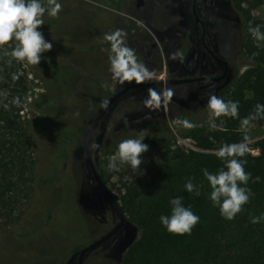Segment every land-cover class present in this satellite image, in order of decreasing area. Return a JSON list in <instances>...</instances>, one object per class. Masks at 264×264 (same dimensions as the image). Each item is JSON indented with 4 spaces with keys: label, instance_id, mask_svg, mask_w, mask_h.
<instances>
[{
    "label": "rangeland",
    "instance_id": "obj_1",
    "mask_svg": "<svg viewBox=\"0 0 264 264\" xmlns=\"http://www.w3.org/2000/svg\"><path fill=\"white\" fill-rule=\"evenodd\" d=\"M236 1H240L241 8L248 11L258 25L264 22V6L252 5L250 0ZM55 2L61 5L58 18L46 15L42 20L49 28L38 31L46 34L53 45L51 48L53 54L46 57L47 62L53 67L64 63L62 53L67 55L68 52L74 53L73 65L80 79L75 86L77 91L73 94L76 95V101L67 98L63 104L71 107V110L66 112L62 105L57 104L47 106L41 111H33L30 103L46 94L49 73L37 65L26 62L13 60L9 64L11 57L8 56L5 65L12 79H3V84L9 89L2 91L22 107L23 111L20 114L23 113L24 118L29 119L31 114L35 113L46 125L67 135L69 140L66 145L56 147L40 133L33 132L25 137V147H21V155L23 154L29 165L25 177L27 184L25 183L23 188L13 195L10 211L1 210L0 264H69L76 253L113 230L120 221L118 212L94 181L84 158L86 135L92 120L102 109L101 102L108 101L119 90L118 83L108 82L110 43L105 39L108 33L103 25L108 9L103 0H55ZM42 3L45 7L49 6V0H42ZM95 23H99L100 28L97 31H89V35H80L72 40L57 35V32H62L63 26H70L71 32L81 28L82 30L78 31L81 34ZM160 26L163 28L164 24ZM251 39L258 43L252 35ZM6 47L11 51L12 43ZM2 53L4 54V50L0 49V54ZM249 62L247 57L241 56L238 77L248 69ZM68 65L60 66L55 74L62 90H69L76 81L75 73ZM85 78H88L86 84L83 80ZM237 78L230 80L228 76L217 94L227 99L228 94L235 88ZM153 80L156 79L150 76L142 81ZM183 91L181 88H168L161 93L179 95ZM136 99L135 94L118 99L100 119L90 145V158L94 169L108 191L118 199L116 201L119 208L120 198L126 192L125 187L148 180L166 147L177 148L185 154L213 152L199 149L191 136L181 137L175 132L170 123L168 101L165 100L164 117L169 123L172 137L164 138L159 135L157 138H145L143 143L148 145V151L141 156L140 172L133 174L129 166L120 164L118 159L113 161L117 164V170H109L107 165L115 157L117 146L127 139L115 140L117 125L130 111L139 107ZM184 101L177 98L173 103L181 108L188 102ZM94 109L95 115L90 118L89 115ZM246 118L248 117L239 118L238 131L243 136L250 137L247 152L252 156H258L255 144L264 138V126L257 119H250L245 125L243 121ZM101 130L104 131V135L102 142L98 144L97 136ZM142 131L144 134L151 133L152 128ZM206 194H210L207 189ZM90 199L93 200L95 207L90 205ZM122 214L125 223L121 231L88 251L83 257L82 264H121L130 244L139 238V231L129 224V215L124 212ZM30 229L38 230L29 235ZM19 240L25 241L20 243Z\"/></svg>",
    "mask_w": 264,
    "mask_h": 264
},
{
    "label": "trees",
    "instance_id": "obj_2",
    "mask_svg": "<svg viewBox=\"0 0 264 264\" xmlns=\"http://www.w3.org/2000/svg\"><path fill=\"white\" fill-rule=\"evenodd\" d=\"M250 1L252 5L264 6V0ZM103 3L109 6L108 0H103ZM235 7L240 17L242 31L241 56L247 57L250 62L248 69L239 77V63L231 71L230 80L238 78L235 88L228 94L227 99H223L220 94L215 96L225 102H238V115L218 118L216 123L219 126L211 129L208 120V101H195L177 110L169 105L170 123L175 132L181 137L191 136L197 142L199 149L213 152L185 154L177 148L166 147L148 180L125 187L126 192L120 198V210L129 215V224L139 231V238L130 244L121 264H264V221L255 225L250 223V217L264 214V138L255 144L259 152L258 156L246 152L243 157H238L247 161L245 171L251 173L252 178L260 177V181L253 183L251 179L249 180L247 187L251 189L253 195L243 206V211L232 221L224 220L219 214V208L213 207L209 199L210 194H206V189L208 193L211 189L202 174V169L216 173L223 167V162L216 156L217 150L223 145L241 143L244 136L238 131L239 118L254 115L255 105L264 104V40L255 43L251 39L249 25L255 27L258 24L250 17L248 11L241 8L240 1H236ZM46 15L47 13L42 19ZM258 26L260 31L264 32V22ZM63 27L62 32H57V35L71 40L80 35H89L91 31V28H87L79 34L81 28L71 32L70 26ZM47 28L49 25L43 24L39 29ZM43 36L46 41L51 42L46 34ZM65 49L70 51L67 47ZM84 53L88 55L87 52ZM52 54V50L42 54L41 61L37 65L49 73L48 90L46 94L32 100L30 107L33 111H41L47 106L59 104L69 112L71 107L68 108L63 104L67 98L76 99V95L73 94L77 91L75 86L80 80L73 65L74 53L61 54L66 61L63 64H69L68 67L75 73L76 81L69 90H62L56 80V71L63 64L53 67L46 60V57ZM6 59L3 53L0 54V214L1 210L10 211L13 195L19 192L25 183L27 184L25 177L29 165L23 154L21 155V147H25V137L33 132L40 133L56 147L66 145L69 140L67 135L46 125L35 113H32L29 119L24 118L23 113L20 114L23 111L22 107L4 94L2 89L8 90L9 87L3 84V79H12L5 65ZM83 80L86 84L88 78ZM95 111L96 109L91 111L90 118L95 115ZM139 113L140 108H135L118 123L115 132L116 141H120L121 138H137L141 128L145 131L152 128L151 133L144 134L145 138H157L159 135L164 138L172 137L169 123L164 116L154 125L140 118ZM177 119L187 120L195 126L184 127L175 123ZM257 121L264 126V119L258 118ZM189 178L194 185L199 186L200 195L184 190V184ZM176 197H183L184 205L191 206L193 213L200 218L190 235L169 234L160 224L159 217L170 214L169 200ZM37 230L30 229L29 235Z\"/></svg>",
    "mask_w": 264,
    "mask_h": 264
},
{
    "label": "flooded vegetation",
    "instance_id": "obj_3",
    "mask_svg": "<svg viewBox=\"0 0 264 264\" xmlns=\"http://www.w3.org/2000/svg\"><path fill=\"white\" fill-rule=\"evenodd\" d=\"M108 4L103 24L106 33L109 35L116 30L125 33L124 46L133 50L137 62L147 67L156 79L119 82L112 79L109 71L108 82L118 83L119 90L113 95L133 86L121 97L135 94L140 118L148 124L155 125L164 116L165 100L168 101L167 109L172 105L175 110L178 107L173 100L177 98L188 100L187 105L208 101L224 86L240 61L242 31L236 0H108ZM162 23L163 28L160 26ZM99 28V23L91 26L92 32ZM225 71V77L216 83L213 90H209L212 79ZM181 80L188 82L164 88L146 85ZM138 83L143 85L134 86ZM168 88L184 91L179 95L161 93ZM152 92L157 94V98H152ZM149 99L152 100L150 106L145 103ZM90 205L95 207L93 200ZM76 260L77 253L71 264H76Z\"/></svg>",
    "mask_w": 264,
    "mask_h": 264
},
{
    "label": "clouds",
    "instance_id": "obj_4",
    "mask_svg": "<svg viewBox=\"0 0 264 264\" xmlns=\"http://www.w3.org/2000/svg\"><path fill=\"white\" fill-rule=\"evenodd\" d=\"M61 5L55 0H49V6L45 7L42 0H0V49L4 50V55L11 57L8 61L26 62L32 65H39L42 54L52 48V43L46 41L42 32L38 29L43 25L42 17L47 13L50 17H55L60 11ZM249 33L257 40H264V32L260 31V26H251ZM125 33L116 30L105 39L110 42L109 51V71L114 81L124 82L136 80L140 82L151 76V72L143 64L138 63L132 49L124 46ZM12 43L11 51L7 50L9 43ZM152 98H157L155 92L151 93ZM152 104L149 99L145 102ZM108 101L103 100L101 107L107 108ZM209 113V128L215 129L216 120L222 116L236 117L238 115V102L228 101L210 96L207 104ZM264 119V104H256L254 115L246 118L243 123L248 124L249 120ZM127 123V122H125ZM175 123L184 127H194L187 120L177 119ZM222 123V121H221ZM144 131L138 133L137 138L123 140L117 146V151L113 160H110L107 167L109 170H117V164L113 161L118 159L120 164H127L134 174L139 171L142 163V154L148 151ZM250 137L244 135L243 141L239 144L221 146L216 156L223 162V167L216 173H210L207 169H202L204 179L211 189L209 199L213 207L219 208L220 216L226 221H232L237 214L243 211V206L247 204L253 195L251 189L247 187L249 180L258 183L260 177L252 178L251 173L245 171L246 160L238 159L247 152V144ZM184 190L188 193L200 195L199 186L192 183L191 178L184 184ZM170 214L159 217L160 224L167 233L177 236L190 235L192 229L199 223V216L191 210V206H185L183 197H176L169 200ZM264 221V214L250 217L253 225Z\"/></svg>",
    "mask_w": 264,
    "mask_h": 264
},
{
    "label": "water",
    "instance_id": "obj_5",
    "mask_svg": "<svg viewBox=\"0 0 264 264\" xmlns=\"http://www.w3.org/2000/svg\"><path fill=\"white\" fill-rule=\"evenodd\" d=\"M226 75V71L218 78H214L212 79L213 84L209 86V90H213L214 86L216 85V83L218 81H220L221 79H223ZM181 82H188L187 80H181V81H166V82H152L149 84H146L148 86H152V87H167L169 85H173L176 83H181ZM142 83H138L134 86H142ZM133 86L127 87L123 90H121L120 92H118L117 94L113 95L109 100H108V106L107 108H103L99 111V113L94 117V119L91 122L90 128L88 130V133L86 135V140H85V147H84V158L86 161V164L89 168V171L94 179V181L99 185V187L104 191V193L109 197V199L111 200V202L113 203L116 211L118 212L120 221L117 224V226L111 230L110 232H108L106 235H104L103 237L99 238L98 240H96L95 242H93L92 244L88 245L87 247L82 248L78 253H77V260H76V264H82V260L84 255L94 249L95 247L99 246L100 244H102L103 242L107 241L108 239H110L112 236H114L116 233H118L122 227L124 226V216L119 208V205L116 201V199L113 197V195L111 194V192L108 191V189L106 188L105 184L101 181V179L99 178V176L97 175L94 166L92 164L91 158H90V145H91V141L93 138V135L95 133L96 127L100 121V119L107 114V112L109 111V109L113 106V104L130 88H132ZM104 135V131L101 130L98 133L97 136V142L98 144H100L102 142V137ZM90 202H92V200H89ZM73 257L70 259L69 264H71Z\"/></svg>",
    "mask_w": 264,
    "mask_h": 264
}]
</instances>
